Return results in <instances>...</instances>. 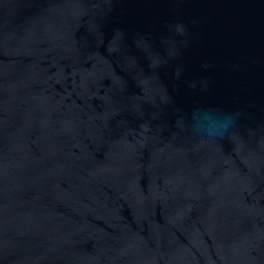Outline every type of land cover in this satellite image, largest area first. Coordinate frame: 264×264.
Here are the masks:
<instances>
[{
    "label": "water",
    "instance_id": "95a60500",
    "mask_svg": "<svg viewBox=\"0 0 264 264\" xmlns=\"http://www.w3.org/2000/svg\"><path fill=\"white\" fill-rule=\"evenodd\" d=\"M0 264H264V0H0Z\"/></svg>",
    "mask_w": 264,
    "mask_h": 264
}]
</instances>
